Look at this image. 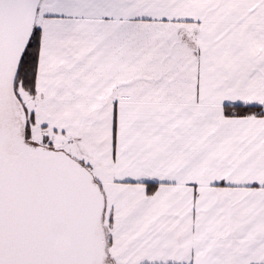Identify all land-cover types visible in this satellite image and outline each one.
<instances>
[{"label": "snow or ice", "instance_id": "obj_1", "mask_svg": "<svg viewBox=\"0 0 264 264\" xmlns=\"http://www.w3.org/2000/svg\"><path fill=\"white\" fill-rule=\"evenodd\" d=\"M0 264H264V0H0Z\"/></svg>", "mask_w": 264, "mask_h": 264}]
</instances>
